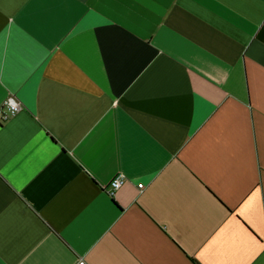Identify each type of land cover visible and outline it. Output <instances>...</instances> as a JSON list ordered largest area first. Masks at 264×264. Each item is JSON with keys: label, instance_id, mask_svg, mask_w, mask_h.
<instances>
[{"label": "crops", "instance_id": "1", "mask_svg": "<svg viewBox=\"0 0 264 264\" xmlns=\"http://www.w3.org/2000/svg\"><path fill=\"white\" fill-rule=\"evenodd\" d=\"M0 26V264H264V0H0Z\"/></svg>", "mask_w": 264, "mask_h": 264}, {"label": "built area", "instance_id": "2", "mask_svg": "<svg viewBox=\"0 0 264 264\" xmlns=\"http://www.w3.org/2000/svg\"><path fill=\"white\" fill-rule=\"evenodd\" d=\"M20 109V103L14 96H8L0 105V122H4L9 117L14 115ZM124 180V175L118 173L115 175L106 185L105 191L108 195L112 196L115 191L120 187L121 182ZM138 188H142L143 185L139 183ZM77 264H84L83 260H79Z\"/></svg>", "mask_w": 264, "mask_h": 264}, {"label": "snow or ice", "instance_id": "3", "mask_svg": "<svg viewBox=\"0 0 264 264\" xmlns=\"http://www.w3.org/2000/svg\"><path fill=\"white\" fill-rule=\"evenodd\" d=\"M4 46V29L3 26H0V55H2Z\"/></svg>", "mask_w": 264, "mask_h": 264}]
</instances>
